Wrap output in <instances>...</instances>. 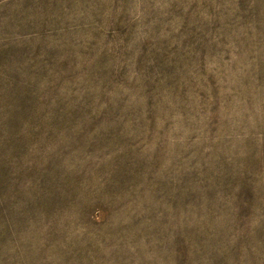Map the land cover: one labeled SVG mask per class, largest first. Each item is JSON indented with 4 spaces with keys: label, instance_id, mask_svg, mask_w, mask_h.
Masks as SVG:
<instances>
[{
    "label": "rangeland",
    "instance_id": "1",
    "mask_svg": "<svg viewBox=\"0 0 264 264\" xmlns=\"http://www.w3.org/2000/svg\"><path fill=\"white\" fill-rule=\"evenodd\" d=\"M0 264H264V0H0Z\"/></svg>",
    "mask_w": 264,
    "mask_h": 264
}]
</instances>
